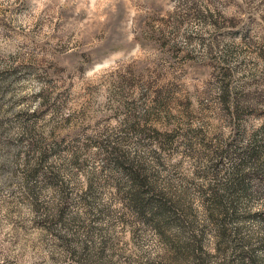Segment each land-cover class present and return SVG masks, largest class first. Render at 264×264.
I'll list each match as a JSON object with an SVG mask.
<instances>
[{
  "label": "rangeland",
  "instance_id": "1",
  "mask_svg": "<svg viewBox=\"0 0 264 264\" xmlns=\"http://www.w3.org/2000/svg\"><path fill=\"white\" fill-rule=\"evenodd\" d=\"M0 264H264V0H0Z\"/></svg>",
  "mask_w": 264,
  "mask_h": 264
},
{
  "label": "trees",
  "instance_id": "2",
  "mask_svg": "<svg viewBox=\"0 0 264 264\" xmlns=\"http://www.w3.org/2000/svg\"><path fill=\"white\" fill-rule=\"evenodd\" d=\"M133 177L135 178V179H141L140 180V183H139V186L138 187H140L141 189H135L134 190V192H133V194L131 195V199L133 200V204L134 205H136L135 207H137V209L138 210H141V209H144V204H143V202H144V193H147V191H150L152 188H151V185H150V182L149 181H147V179H145V178H141L140 177V174H138V173H133ZM148 187V188H146L145 190L143 189L144 187ZM228 190V189H227ZM225 198L227 199V197L226 196H220V197H217V201L219 202V204H220V206H221V210H223L224 209V207H223V205L221 204L222 202V200L224 199L225 200ZM227 201H228V199H227ZM229 202V201H228ZM159 205H160V212L158 213V211H156L157 212V214H159L160 215V219L163 221V220H165L166 221V218L167 217H170V219H175V220H179V222H181L180 221V219H179V217H177L176 216V213L174 212V211H172V208L173 207H176V206H174V205H172V207H170V206H167V204L166 203H164V202H162V201H159V203H158ZM174 210V209H173ZM62 212V211H61ZM154 215H156L155 213H154ZM165 217V218H164ZM58 218H60V219H62V218H64V212L58 217ZM167 223V222H166Z\"/></svg>",
  "mask_w": 264,
  "mask_h": 264
}]
</instances>
